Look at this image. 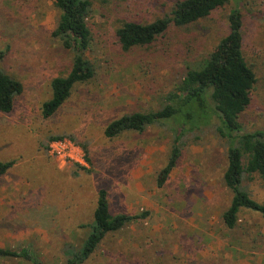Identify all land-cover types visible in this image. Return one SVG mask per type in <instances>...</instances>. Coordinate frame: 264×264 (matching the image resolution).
<instances>
[{"label": "rangeland", "instance_id": "rangeland-1", "mask_svg": "<svg viewBox=\"0 0 264 264\" xmlns=\"http://www.w3.org/2000/svg\"><path fill=\"white\" fill-rule=\"evenodd\" d=\"M91 42L84 57L94 69L73 86L63 105L44 117L50 82L65 76L72 52L53 35L59 10L53 0H0V69L19 79L23 91L10 113H0V248L27 249L43 264H65L93 221L97 191L110 211L140 213L107 234L83 264H264V217L241 209L234 227L222 213L232 193L222 179L227 143L215 126L180 139V156L163 185L157 183L173 145L172 121L103 134L111 120L160 108L188 67H198L220 37L232 6L187 28L170 27L150 46L120 48L116 28L124 21L150 22L171 12L175 0H89ZM243 54L256 83L240 116L243 132L264 130V0H242ZM76 141L86 166L59 164L47 153L51 137ZM242 186L264 203V182L245 176ZM0 264H32L0 258Z\"/></svg>", "mask_w": 264, "mask_h": 264}, {"label": "trees", "instance_id": "trees-1", "mask_svg": "<svg viewBox=\"0 0 264 264\" xmlns=\"http://www.w3.org/2000/svg\"><path fill=\"white\" fill-rule=\"evenodd\" d=\"M241 1L175 0L171 12L163 17L150 22L124 21L117 27V43L127 51L150 46L168 28H187L208 19L215 10L232 4L226 16V34L219 38L198 67L186 69L176 86L164 96L159 109L123 114L108 122L103 129L106 137L113 138L126 131L141 132L148 126L172 121L175 125L173 145L157 179L161 186L180 156L181 137L214 125L216 133L227 143V164L222 179L232 197L222 213V220L228 228L234 227L241 209L255 211L264 217V203L252 198L242 186L245 176L256 175L264 182V130L243 132L240 122L256 83L255 73L242 49L244 14ZM53 3L60 12L53 35L61 38L73 55L69 72L50 82L51 96L41 106L44 117L51 116L63 105L75 84L88 82L94 76L92 65L84 57L91 42V30L87 23L90 1L53 0ZM4 56L5 50L0 49V61ZM22 91V82L0 69V113H10L15 97ZM58 137H51L50 140ZM13 164V160L0 161V174L7 172ZM147 215L148 211L113 214L107 191L98 189L93 221L81 225L88 226L89 233L79 248L67 250L65 264H83L107 234ZM0 258H22L32 264H43L37 255L27 249L0 248Z\"/></svg>", "mask_w": 264, "mask_h": 264}, {"label": "built area", "instance_id": "built-area-1", "mask_svg": "<svg viewBox=\"0 0 264 264\" xmlns=\"http://www.w3.org/2000/svg\"><path fill=\"white\" fill-rule=\"evenodd\" d=\"M47 153L59 164H76L86 166V159L82 148L76 141L65 137H58L48 142Z\"/></svg>", "mask_w": 264, "mask_h": 264}]
</instances>
